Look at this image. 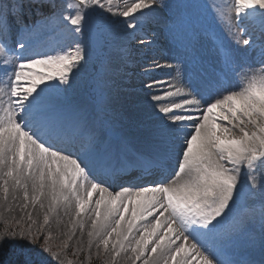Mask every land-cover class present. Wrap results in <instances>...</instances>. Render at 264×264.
I'll list each match as a JSON object with an SVG mask.
<instances>
[{"label":"snow or ice","instance_id":"obj_1","mask_svg":"<svg viewBox=\"0 0 264 264\" xmlns=\"http://www.w3.org/2000/svg\"><path fill=\"white\" fill-rule=\"evenodd\" d=\"M157 5L171 7L161 0H0V208L11 211L10 196L22 191L23 208L47 209L42 224L34 228L29 213L31 224L20 230L0 212V249L23 253L14 264H73L66 250L77 228L82 235L88 228L87 264L93 248L101 264H264V0L206 5L232 44L245 53L259 46L258 68L240 65L236 50L208 29L218 61L209 73L177 37L181 64L152 58L139 73L152 102V111L139 112L136 85L127 82L130 53L107 54L111 26L139 39ZM162 67L178 80L188 73L183 86L154 94L162 82L145 78ZM89 69L99 97L94 114L69 95ZM229 73L239 76L238 88L225 87ZM109 100L129 109L119 132ZM129 168L156 178L115 185ZM60 210L73 219L54 250L44 226Z\"/></svg>","mask_w":264,"mask_h":264},{"label":"rangeland","instance_id":"obj_2","mask_svg":"<svg viewBox=\"0 0 264 264\" xmlns=\"http://www.w3.org/2000/svg\"><path fill=\"white\" fill-rule=\"evenodd\" d=\"M212 0H161V3L163 5H171V7H160L159 5L155 6L158 10V8H162L163 10L155 11L151 13L148 17L145 18V25H147L149 28L154 30L152 40L149 38L147 39L143 35H148V30L143 28L142 31L137 32V37L139 39H144L145 41H153V44H156L154 46H150V51L153 52L152 55H144L142 54L144 52V49L140 46L139 44V39L133 40V41H128L127 37L124 35L125 29L122 24H114L111 26L113 30V36H112V44L111 47L107 50V54L111 55L112 52H115L117 54H121L122 48L127 49L128 53L132 52L131 55H126L125 60L127 62L128 58L133 57L131 62L134 64V61H138V66L133 67L132 69L134 70L133 73H128L131 70V66H127V69L130 68L127 71L129 80L127 81L128 83L136 85V87L139 85V80L140 76L139 73L145 70V67L141 64L142 60H145L148 62V59H150V62L152 63V58H156L159 60V63L161 65H166V64H174V59L176 60H181L183 57L180 56L179 52L177 51V43H176V38L179 37L183 39L185 42H187L188 37H191V45L198 51L200 54L201 51H215L210 44L207 43L205 40V34L206 30L211 29L213 31H216L222 38H224L227 43L236 50L237 54V59L240 65L244 66H251L253 68H258L259 66L250 58V52L248 51L245 53L243 51V46H237L232 44L231 40L227 37L225 31L222 29L221 25L219 24L218 21H216L213 17V13L211 12L210 9L206 7V5L210 4ZM217 3L223 2V0H216ZM121 3H123V0H121ZM189 9H193L192 11H189ZM188 10V15L187 19L183 22V20H180L179 16L182 15L184 19V11ZM166 18H169L170 20L172 19V24L168 26V28L165 29L167 26L166 24ZM113 19H117L113 17ZM123 19V18H120ZM191 20L192 23L187 24L188 20ZM180 29V30H178ZM131 31V30H127ZM181 31V32H180ZM134 54H139L140 58L135 59ZM211 54V53H210ZM213 56V55H212ZM211 56V57H212ZM210 59H208V62ZM180 64V63H179ZM143 66V67H142ZM165 69H169V71H172L173 77L170 76L169 79H167L166 74L161 77L165 78L166 82L170 79L173 81V85L175 86H181L184 83L185 79H181L180 81L176 77V73L172 68L168 67H163ZM126 69V70H127ZM171 69V70H170ZM247 71V67L244 69ZM92 69H89L88 73H81L80 79L78 82V85L70 92V101L71 103H76L75 101L82 100L84 101L87 105L84 107V109L87 111L88 114H94L96 110V105L99 100L98 93L96 90V83L95 80L93 79L94 75H91ZM132 71V70H131ZM152 77L149 78L146 77L145 79H148L149 82H151V79L154 78L158 81V77L156 76V73L153 72V69H151ZM235 74V73H234ZM237 75V74H236ZM86 76H89L88 79H86ZM156 77V78H155ZM162 82V80H161ZM165 82V83H166ZM163 83V84H165ZM138 84V85H137ZM159 86H162L159 85ZM183 86V85H182ZM181 86V87H182ZM90 90L91 91H96V101L93 102L90 97ZM165 90V89H164ZM164 90L157 91V94H161L164 92ZM145 95L144 93H142ZM178 99V98H177ZM113 101V102H112ZM111 102V103H110ZM109 103L113 110L115 111V106L118 105L121 102H118L115 100H109ZM122 105V103H121ZM116 113V120L117 124L119 122L118 120V113ZM116 131V130H115ZM16 199L12 200L11 196L9 199H11V202L9 204L11 205V211H8L7 208H0V212H3L4 217L6 220H8L9 225L17 230L27 228L30 224L31 221L27 219L28 214L31 213L32 218L37 221V225L34 226L38 227L40 224L43 223V216L44 213L42 214L41 211L30 208L26 209L23 208V205L26 203L23 200V195L22 191H18L16 193ZM31 203H29L30 205ZM16 218L20 220L21 222L19 224L15 223L14 219ZM49 225H45V229L50 230L52 234V244L54 246V250L56 249L57 245L61 244V241L67 239L68 235L70 232H64L63 228L59 226L60 224L63 226H66L64 223H60L58 225V222L54 218H50ZM4 223L3 221H0V229H3ZM86 232L84 230L83 235L81 234V230L78 228L75 230V235L72 236V239L68 241L69 247L66 250L67 252V258L71 261H73V264H87L86 261V256H87V242H86ZM77 248L83 249L79 256L73 255V253L76 251ZM20 252L22 253V250L19 248L14 247L13 245H9L8 247L4 249H0V255H3V257L7 260L8 257L12 253H17ZM25 252L27 249L24 250ZM96 249H92V260L91 264H101L102 260L104 259L103 254H101V257L98 259L95 255ZM48 254L45 253V256ZM51 259V258H49ZM13 260V259H12ZM52 264H56L55 260H52Z\"/></svg>","mask_w":264,"mask_h":264},{"label":"bare ground","instance_id":"obj_3","mask_svg":"<svg viewBox=\"0 0 264 264\" xmlns=\"http://www.w3.org/2000/svg\"><path fill=\"white\" fill-rule=\"evenodd\" d=\"M257 55H259V54H257ZM259 61H260V59H261V57L259 58H257ZM157 69V73H158V75H159V77L161 78V77H163L165 74H166V72H165V68H156ZM132 70V69H131ZM134 71V70H133ZM154 75V74H153ZM156 78V77H155ZM149 80H150V78H149ZM162 84V86H158V87H156V88H154L152 91L154 92V94H157V91H161L165 86H166V88H167V85L168 84H172L173 85V81L172 80H168L165 84H163V83H161ZM160 84V85H161ZM138 85V84H137ZM182 86V85H181ZM166 88H164V89H166ZM142 93H144L143 91H141L140 90V95H141V97L140 98H138L139 99V101H140V103H139V107H138V109H137V111H139V112H143V111H152V109H151V107H150V105H151V101L149 100V99H147L146 97H145V95H143ZM161 94H163V93H161ZM137 99V98H136ZM76 103H73V105H76V106H78V107H81V108H84L85 106H87V105H85L86 103L84 102V101H82L81 99L80 100H78L77 99V101H75ZM113 102V101H112ZM116 102V101H115ZM111 103V102H110ZM120 104V103H119ZM118 104V105H119ZM121 110H122V112H123V115H122V123H123V125H122V127H121V129H120V131L122 130V129H124L125 128V126H126V123H127V119H126V117L129 115V109L127 108V106L125 105V106H123V107H121L120 108ZM172 163H176L175 162V160H173L172 161ZM147 179H150V178H147ZM124 183V181H119L116 185H120V184H123ZM113 191H116V190H118V187H115V189L113 188L112 189ZM94 199H95V197H94ZM9 202H11V199H9ZM30 208H33V209H36V210H40L41 211V213L43 214V213H45L46 211H47V209L46 208H44V209H41L40 208V206H39V204H37V205H35V206H33L32 204H30V205H28V207L26 208V209H30ZM52 218H54V219H56V221L58 222V225L60 224V223H64L66 226H63V224L61 225H59V226H61V228H63V230H65L64 232H70L71 231V220L73 219V217L71 216V214H69V215H65L64 214V211L63 210H60L59 211V213H58V215L57 216H53ZM51 221V220H50ZM88 227H90V221L88 222ZM78 229V228H77ZM87 230H88V228H86L85 229V232H86V235H87ZM87 240H88V236L86 237V242H87ZM179 242V241H178ZM193 264H195V262L193 261Z\"/></svg>","mask_w":264,"mask_h":264},{"label":"trees","instance_id":"obj_4","mask_svg":"<svg viewBox=\"0 0 264 264\" xmlns=\"http://www.w3.org/2000/svg\"><path fill=\"white\" fill-rule=\"evenodd\" d=\"M12 259L14 260L12 261L13 263L11 262ZM19 259H23V254H20L19 252H14L8 257L7 260L9 261V263H7L8 261L3 257V255H0V264H14V262Z\"/></svg>","mask_w":264,"mask_h":264}]
</instances>
